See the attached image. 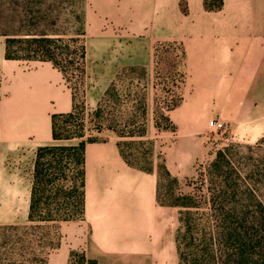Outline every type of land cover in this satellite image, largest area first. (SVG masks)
<instances>
[{
  "label": "crops",
  "instance_id": "1",
  "mask_svg": "<svg viewBox=\"0 0 264 264\" xmlns=\"http://www.w3.org/2000/svg\"><path fill=\"white\" fill-rule=\"evenodd\" d=\"M85 2L88 110L124 69L142 68L151 82L158 43L182 46L181 101L167 111L173 127L156 134L167 145L163 159L172 175L194 173L207 133L216 129L211 119L247 140L264 131V0H223L218 9L206 0ZM73 103L52 61L8 58L0 34V225L29 219L38 148L79 141L53 138V114L71 111ZM85 167L84 220L61 223V244L47 264H68L71 251L81 249L98 264H181L180 208L158 200V169L130 162L113 131L87 144Z\"/></svg>",
  "mask_w": 264,
  "mask_h": 264
},
{
  "label": "trees",
  "instance_id": "2",
  "mask_svg": "<svg viewBox=\"0 0 264 264\" xmlns=\"http://www.w3.org/2000/svg\"><path fill=\"white\" fill-rule=\"evenodd\" d=\"M222 3L223 0H206V5L211 9L220 8ZM31 11L25 9L23 18L34 25L33 20L36 18H32ZM10 18L15 20L16 16ZM13 20L6 18L2 24L8 26ZM0 34L6 38L8 58L52 61L64 73L74 94L71 111L53 114L52 129L53 138L56 140L78 138L79 141L74 144L54 143L38 148L33 169L29 219L24 224L0 225V264H47L50 253L61 244V223L85 216L86 147L89 142L102 139L93 135L87 136V114L93 112L94 117L103 116L105 113L103 104L109 99L116 81L106 91L98 107L88 110L84 95L85 43L78 61L76 58H66L64 64L61 61L64 51L60 50L61 47L58 45L60 37L48 31L39 32L32 29L19 35L16 31L4 29L2 26ZM169 47L170 52L180 49L181 53H176L174 57L163 55L166 64L175 66L176 69L182 67L184 50L175 42L158 43L154 53L155 62L157 63V58L159 59L157 57L159 50L162 49L165 53ZM70 66L79 70L77 87H73L67 80ZM180 76V86H182L185 81L183 67ZM180 101L181 95L168 104L167 111L178 105ZM143 113L146 117L147 106L144 107ZM163 119L166 121L164 129L173 127L167 112L163 114ZM158 126L161 127L159 122ZM102 128L103 126H99L98 130L102 131ZM113 130L120 133L115 126ZM122 132L121 135H126L124 133L127 132L136 134V131L126 129H122ZM119 145L122 148L120 141ZM122 152L132 162L123 148ZM160 173L173 178V181L180 180L171 174L164 159L159 165V184ZM201 180V187L193 186L194 192L181 193L172 202L161 199L160 185L158 186V200L162 204L180 208L179 220L185 227L183 233L180 228L177 234L180 263L264 264L263 195L251 186L223 151H220L207 172L202 173ZM205 181L210 184L206 190L203 187ZM68 264H98V262L81 249L71 251Z\"/></svg>",
  "mask_w": 264,
  "mask_h": 264
},
{
  "label": "rangeland",
  "instance_id": "3",
  "mask_svg": "<svg viewBox=\"0 0 264 264\" xmlns=\"http://www.w3.org/2000/svg\"><path fill=\"white\" fill-rule=\"evenodd\" d=\"M19 2V4H18ZM85 0H0V27L14 30L19 35L34 29L39 32H50L60 37L58 45L64 51L61 61L65 64L66 58H76L83 50L85 33ZM25 9H31L32 22L24 19ZM4 15V17H3ZM16 16L13 20V16ZM8 18L13 20L8 26L2 24ZM22 17V18H18ZM172 49V48H171ZM180 49L170 52L159 50L157 63L155 62L152 81H148L142 69H124L121 71L116 85L109 95V99L103 104L105 113L102 117H94L93 112L87 114V136L105 137L108 132H115L128 158L138 166H154L159 171V165L163 161V150L167 145L157 138V131L164 128L166 121L163 114L167 112V106L181 95L180 72L182 67L168 66L165 56L174 57ZM163 53V54H162ZM165 55V56H163ZM159 60V62H158ZM79 70L70 66L67 80L73 86L79 85L77 77ZM149 86L153 91V98L149 99ZM180 86V87H179ZM151 101V102H150ZM146 103V104H145ZM147 106V115H143V109ZM264 115H261V118ZM158 122L161 127L158 126ZM142 123V126H141ZM155 126L151 129L149 126ZM258 125V122L256 123ZM102 127V131L98 127ZM115 129L118 133L113 130ZM122 129L136 131L135 135ZM143 133V134H142ZM264 131L256 129V140H247L242 137V131L210 129L206 138V151L202 159L196 163L193 174L179 177L180 180L160 173V196L167 202L175 201L179 194L194 192L193 186L201 187L202 173H206L208 167L218 156L220 151L226 153L241 174L249 181L251 186L264 197ZM190 178L189 180H187ZM192 183V184H191ZM191 184V185H190ZM209 183L205 181L203 187L206 190ZM80 221L84 218L78 219ZM185 230L179 220V229Z\"/></svg>",
  "mask_w": 264,
  "mask_h": 264
},
{
  "label": "built area",
  "instance_id": "4",
  "mask_svg": "<svg viewBox=\"0 0 264 264\" xmlns=\"http://www.w3.org/2000/svg\"><path fill=\"white\" fill-rule=\"evenodd\" d=\"M209 125L211 127H215L218 130H223L226 128V124L223 121L218 120V119H211L209 121Z\"/></svg>",
  "mask_w": 264,
  "mask_h": 264
}]
</instances>
